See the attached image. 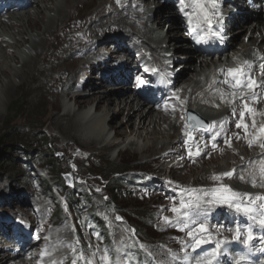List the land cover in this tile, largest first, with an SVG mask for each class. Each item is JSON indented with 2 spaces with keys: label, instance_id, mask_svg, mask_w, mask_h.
<instances>
[{
  "label": "bare ground",
  "instance_id": "obj_1",
  "mask_svg": "<svg viewBox=\"0 0 264 264\" xmlns=\"http://www.w3.org/2000/svg\"><path fill=\"white\" fill-rule=\"evenodd\" d=\"M228 1L217 0L219 15L222 20L228 17V21H233V26L238 28L230 32L234 36L232 54L225 55L217 62H208L206 58L200 56L195 57L182 25L172 13L173 6L171 4L163 6L160 4L161 0H100L99 3L94 0H20L22 3L20 9L14 8L17 4L11 7L13 1L10 3V11L0 15V105L8 104L13 92H19L22 88H25V92H30L33 84H39L47 90L46 92L61 97L52 104L58 112L51 115L47 113L48 126L45 130L55 145H63L55 147L57 151L65 154V157L74 163L77 160L87 164L91 156L87 149L79 145L114 148L116 143L108 141V133L114 128L110 122L112 118L121 115L126 119L125 127L128 130L114 129V135L117 138L133 136L126 150L141 151V155L145 156L160 155V158L169 159L173 157L175 162L170 160L171 164L166 163L168 172L173 173L175 169L182 166L184 168V158H187L184 150L189 153L194 148L201 147V153L197 157L189 158L188 163L191 165L184 168L189 175L198 171L197 168L202 164L213 165V168L204 167L203 173L208 171L221 176L234 167L236 168L234 184L239 190H252L264 195V187L252 188L249 183L243 182L251 178L258 185L264 183L259 174V161L264 159V150L260 147L264 142V137L260 133V128L264 125V101L259 105L260 113L253 116L245 114L243 123L248 126V134L245 135L244 131L234 127V124L239 122V113L244 111L243 107L238 106L240 101L229 107L228 104L220 103L221 97L218 95L224 92L226 100L231 102L233 99L229 95L232 90L221 83L224 79L221 75L222 70L236 69L247 62L252 65L249 71L255 73V80L258 83L264 78L262 74L257 76L260 67L256 66V61L264 59V30L261 28V20L251 19L247 13L248 9L240 0H234L233 9L226 10ZM78 4L88 8L87 15L73 18L70 12L76 10ZM156 6L157 8L153 10L152 8ZM234 10L242 14L232 15ZM165 26H168L170 31L162 36ZM131 52L136 56L135 61H138L139 57L144 63L148 60L149 64L159 67L161 72H168L177 88L180 86L182 90L180 99L183 103L179 106H176L175 102L172 103L170 108L176 109L169 112L168 104L158 108L152 103L125 97L124 93L131 89L127 83L110 87L108 81L113 83L124 71L134 70L132 66L134 58L133 60L129 58ZM175 54L180 56L175 58ZM234 60L238 62L234 63ZM115 67L122 69L117 72ZM178 68L179 73L174 74V70ZM104 69L112 71L106 75L102 73ZM105 85L109 87L106 88ZM110 95L115 97L113 110H110L113 103ZM90 106L93 107V111H86ZM233 110L236 113L235 117L232 115ZM109 111L116 113L108 118ZM184 111L196 112L204 120L202 122L210 125L224 120L222 128L220 123L216 124L215 135L219 139L213 154L204 147L207 139L202 140L198 135L201 129L198 131V128L194 129L193 126H184L182 115ZM64 122L65 125H62ZM121 125L120 123V127ZM57 130L68 133L69 139L75 143L58 135L55 132ZM210 131L213 132L214 129ZM144 133L150 136L146 139L152 140L153 143L139 148L138 140L144 137ZM189 136L194 138L191 145L177 151V144L189 141ZM223 140L230 142V147L222 148L220 143ZM249 143L252 144L251 148L248 146ZM122 151L123 149L120 150ZM176 157H181V160L177 161ZM232 160L235 162L232 163ZM33 172L37 179L38 176H35L37 172L35 170ZM82 175L81 170L76 172V180L79 181ZM179 181L180 179L172 177L170 184ZM24 188L27 192L17 190V195L11 193L9 198L3 199L0 196V199L2 198L4 202L6 200L9 204L8 211H17L21 221L27 220L29 212L34 214L29 222L31 224L28 223L30 227L28 234H37L34 235L36 242L30 238L24 240L26 242L24 249H14L13 245L5 248L4 236H0V241L4 242L0 264H49L50 260L59 263L64 253L70 252L73 248V237L69 239L65 237L68 235V227L64 223L50 231L52 218H49L48 223L44 222L50 207L40 200L45 197L48 199L43 187L40 191L39 185L28 183L24 184ZM24 195L31 199L33 211ZM52 226H55V223ZM25 249H28L29 256L23 260L20 254ZM169 253L172 252L168 251L167 254ZM41 256H44V259H41ZM260 264H264V261Z\"/></svg>",
  "mask_w": 264,
  "mask_h": 264
},
{
  "label": "rangeland",
  "instance_id": "obj_2",
  "mask_svg": "<svg viewBox=\"0 0 264 264\" xmlns=\"http://www.w3.org/2000/svg\"><path fill=\"white\" fill-rule=\"evenodd\" d=\"M99 1L100 0H94V2L97 3H99ZM161 5L171 6L167 2H164ZM87 10L88 8H85L84 6H82V4H78L76 10H71L70 15H72L73 18H82L83 16L87 15ZM162 26L159 30L162 29ZM165 28L166 29H164L163 32L164 34H167L170 30H168V26H165ZM178 56H180V54H175V58ZM184 86L185 85H183V88ZM105 87L108 88L109 86L105 85ZM30 88V92H25V88H22L19 92H13L12 98L10 99L8 104L0 105V138H2L4 135H18L19 137H22L21 139L23 140L19 144L13 139L10 142H6L4 146H2L3 143L0 141V153L2 155V159H0V196L5 199L8 198L13 191L16 192L17 190H23V192H27L26 188H24V184H28V181H30L32 177V184H38L40 186V191H42L41 187H43L44 192L46 191L45 193L49 198L46 201V204H49H47V206L50 207V209L52 207L55 211L61 212L62 217L55 221L56 225L64 223L67 227H73L75 224L78 226V224L80 223V215L83 216L85 214V211L82 210L83 212L80 214L77 211H74L73 213L70 205L68 204L69 202H67L66 197V195H69V193L73 194V192H77V195L74 196V198H77L79 200L77 205L80 207L87 206L85 200L91 201L90 208L95 209V217H97L99 220H103V222L107 225L106 230L110 232L115 245L122 244L124 247H126L127 245L132 247V241L139 240L141 246H143V244H146L149 245L150 249L156 250L162 249V247H165V245L168 246L169 242L173 241V236L161 233L163 229V221L167 219L166 214H173V212L171 211L172 208H178L179 202L187 200L188 194L184 193V189H204L201 192L195 193L204 197H206L208 192H210L212 189H216L221 186L230 188L238 193H248L246 191L239 190L236 187V184H234L236 178V171L235 169H233V167H231L229 170V172L235 171V175L232 179H222L220 181H214L212 180V177L216 175H221L212 174V172L210 173L208 171L204 172L205 174L202 172L204 167L213 168L212 163H208L207 165L202 164L201 167L197 168L198 171L195 170L196 172L194 174L189 175V173H187V171L184 169L185 167H189L191 165L188 163L189 158H186L184 161V168L182 166L179 169L173 170V173H169L168 166L166 165V163L171 164L172 161L175 162L173 157L169 159L160 158V155L145 156L141 155V151L134 152L133 150H126L127 144L133 138V136H129L127 138H117L114 135V129L128 130V128L125 127L126 119L122 118L121 115L112 118L110 124L114 128L108 133V141H110V143H116V145L119 146L116 147L115 145L114 148L107 149L101 148L100 146L84 147L76 143L81 148L87 149V151L91 153V156L89 157L90 159L87 164L86 162H78L77 160L74 163L71 161V159L66 158L65 154L57 151L55 147H63V145H55L52 139H50V134H48L45 130L48 126L47 113L51 115L58 112L57 109L52 107V104H54L56 101H59L61 97L53 95L52 92H46L47 90L43 89L39 84H33ZM120 96L122 95H119V97ZM110 97L113 100V103L110 106V110H113L115 104V97L112 95H110ZM89 110L93 111V107L90 106L89 108H87L86 111ZM59 112H62V110H59ZM115 113L116 111H109L108 118L113 117ZM189 117H195L199 119L201 118L200 115L195 112H188L185 116V121L186 119H189ZM108 121L109 120H107V122ZM120 123L122 124L121 127ZM62 125H65V122L62 123ZM55 132H57L58 135H61L64 139L72 141L69 139L68 133H64L62 130H57ZM143 135L144 137L142 136L138 140L139 148H142L144 145H150L153 143L152 140L150 141L146 139V137H150L148 134L144 133ZM123 141L124 143H122ZM189 144L190 143L187 142L186 145ZM21 145H24L25 147H21ZM182 145L184 144H177L176 147L178 150H176L181 151V149L184 148ZM121 149H123L122 152H120ZM221 151L223 150L221 149ZM197 152L194 151L195 154ZM227 155L228 154H226V156ZM192 156H194V154H192ZM177 159V161H179L181 158ZM24 160H26L27 162ZM220 161H218L217 163L219 164ZM234 162L235 160L232 163ZM241 163L242 162H240V164ZM28 164L31 165L32 169L37 172L35 176H38V180H36V178L34 177V172L28 169ZM119 165L129 168L130 173H128L124 177H122V175L124 174H121V176L119 175V177H116L115 175H113L116 172H113L111 176H109V171H107V169L109 170L113 167L117 168ZM80 170L81 174L83 175L81 179L77 181L76 172ZM129 174L133 175L131 180L144 181L147 179L152 182L153 192L151 191L150 193H144V190L148 189V187L143 185H138L136 183L133 185H129L130 183H127V176ZM67 175L71 176V183L73 184V187L68 189L65 187V190L63 186L64 180L62 177ZM172 177L178 180L180 179L178 183L175 182L179 185L175 183L170 184ZM120 178H122L123 181V185L120 188L123 190L124 195L122 197H110L109 190L111 188L108 185H105L106 182L108 180ZM229 182H231V184ZM167 183L170 185H168ZM192 185H194L195 187H192ZM2 188L5 189L3 190ZM169 190H173V198L164 199L162 195ZM250 191L252 192V190ZM181 193H184V195L182 196ZM14 195L17 194L15 193ZM175 195L179 196L175 198ZM183 198L185 199L183 200ZM69 199L71 201L73 200L70 198V196ZM40 200L42 201L43 199L40 198ZM111 201L112 203H114L113 208L107 206ZM168 204L171 205L169 206ZM7 205L9 204H7V202H4V205L1 208ZM137 206L144 207L149 215L152 214L155 216V219L152 221L153 223H149V218H146L144 220V223H139V221L136 220V215L132 213L136 211ZM125 207L126 210H123V208L125 209ZM1 208L0 213H5L9 215L13 214L14 216H16L17 211H7V207L3 209ZM30 214L32 216V213ZM54 219L56 218L54 217ZM138 231L141 232V237H134L137 236ZM131 237H133L134 239H132ZM83 239L87 240V242H85L87 250L91 247L96 249L94 246L90 247L89 244L90 240L97 241V239L93 237V234L87 235ZM97 244H101L100 241H98L96 245ZM3 245L4 243L1 240L0 257H2L3 255V253L1 252V248ZM85 252L83 251L82 253L85 254Z\"/></svg>",
  "mask_w": 264,
  "mask_h": 264
},
{
  "label": "snow or ice",
  "instance_id": "obj_3",
  "mask_svg": "<svg viewBox=\"0 0 264 264\" xmlns=\"http://www.w3.org/2000/svg\"><path fill=\"white\" fill-rule=\"evenodd\" d=\"M181 13L187 22L189 29L193 30L192 34L198 36L196 42L203 43L204 37L202 33H212L214 28L219 27L218 22H222V18L219 15V7L217 0H178ZM264 69V64L259 66ZM252 68L251 64L245 62L241 67L236 69L222 70L221 75L224 79L221 81L227 88L232 91L229 93L233 97L232 101H228L224 98L225 93L220 92L218 95L221 97L220 103L228 104L229 107L236 101H240V105L244 108V111L239 113V122L235 124L237 129L244 131L245 135L248 134V126L243 123L245 114L251 116L253 109L247 107V104L258 103L260 99H264V78L261 82L255 80V73L249 71ZM155 72V69H153ZM264 75V74H262ZM259 89V91H257ZM182 103V102H180ZM233 117L236 116L235 110L232 113ZM190 120H194L198 127L203 130L215 129L216 125H208L205 127L195 117H189ZM226 122V121H225ZM222 128L223 125L221 124ZM253 129H255V123H253ZM261 136L264 137V125L260 128ZM192 139L191 136L188 137ZM247 143V141H246ZM226 147H230V142L225 143ZM248 146L251 148L252 144ZM213 150H216L214 146ZM262 150H264V142L260 144ZM200 153L197 152V155ZM192 154L189 151V158ZM259 174L260 179L264 182V159L259 161ZM235 175V171L228 172L224 176H214V181H220L222 179H232ZM243 181V178H240ZM249 183L252 188L264 187V183L257 184L255 180L249 179L243 181ZM203 190H184V193L188 194L187 200L180 202L178 208H172L171 211L177 216V220H164L166 225L173 226L176 231L186 233L187 239L193 241L188 248H185L181 244L182 251L191 250L193 252L198 251L204 244H214V250L211 251L206 257L200 258L194 261H188L181 258L178 264H215L216 258L221 253L224 245L230 243L228 240H216L214 236L210 235V230L204 226V221L198 220V216L206 215L203 210L213 207H227L238 216L244 217L247 223L251 226L249 229L236 228L232 230L233 241L242 243L245 249L250 247L251 242L254 239V229L259 227L264 230V195H249L246 193H238L227 187H219L212 189L206 197L195 194ZM184 193H181L183 196ZM207 201V202H206ZM200 210L194 216L191 213ZM218 233H222L223 229L217 228L215 230ZM264 240V237H261ZM177 243H181L177 241ZM47 251V250H46ZM44 259V256H41ZM171 260L177 261L176 256H171ZM77 260L80 264H94L92 260H87L83 257L73 259V264H77ZM49 264H57L55 260H50ZM63 264V262H60ZM100 264H121L119 261H113L109 258V253L105 252ZM131 264V262H128ZM235 264H247V261L241 256L237 259Z\"/></svg>",
  "mask_w": 264,
  "mask_h": 264
},
{
  "label": "trees",
  "instance_id": "obj_4",
  "mask_svg": "<svg viewBox=\"0 0 264 264\" xmlns=\"http://www.w3.org/2000/svg\"><path fill=\"white\" fill-rule=\"evenodd\" d=\"M21 138L22 137H19L18 135H15V136H12V135H10V136L8 135L7 136V135H4L2 138H0V141L3 143L2 146H4L6 144V142H10L13 139L15 140V142H17V143L20 144L23 141ZM21 147H25V146L24 145H21ZM0 159H2L1 153H0ZM2 162H3V160H2ZM107 171H109V176H111V174L113 172H116L113 175H120L121 176V174H124V175H122V177H124L125 175H127L128 173H130L129 172L130 169L129 168H126V167H124L122 165H119L117 168H114L113 167V168H110L109 170L107 169ZM129 181H130V178L127 177V183ZM122 182H123L122 181V178H120V179H112V180H108L107 181L108 186L111 188L109 190L110 191V197L111 196L122 197L124 195L123 190L120 188L123 185ZM111 205L114 206V203H112V201H111ZM123 210H126V207H125V209L123 208ZM132 214L136 215V220L139 221V223H144V220L149 217V214L147 213V211L145 210V208L144 207H141V206H137L136 207V211H134Z\"/></svg>",
  "mask_w": 264,
  "mask_h": 264
}]
</instances>
